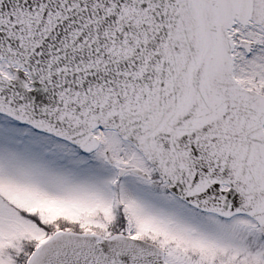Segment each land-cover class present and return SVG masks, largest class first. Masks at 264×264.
I'll use <instances>...</instances> for the list:
<instances>
[{"label":"snow or ice","instance_id":"6c2138e0","mask_svg":"<svg viewBox=\"0 0 264 264\" xmlns=\"http://www.w3.org/2000/svg\"><path fill=\"white\" fill-rule=\"evenodd\" d=\"M0 264H264V0H0Z\"/></svg>","mask_w":264,"mask_h":264}]
</instances>
